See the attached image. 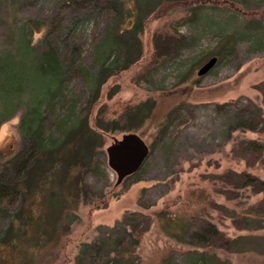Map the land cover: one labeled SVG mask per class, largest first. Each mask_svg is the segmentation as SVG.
I'll use <instances>...</instances> for the list:
<instances>
[{
  "label": "rangeland",
  "instance_id": "1",
  "mask_svg": "<svg viewBox=\"0 0 264 264\" xmlns=\"http://www.w3.org/2000/svg\"><path fill=\"white\" fill-rule=\"evenodd\" d=\"M71 1L0 0V64L13 65L9 73L25 85L7 100L0 93V167L26 150L19 130L26 112L38 106L45 116L52 112L46 128L54 139L62 138L85 115L100 65L114 66L117 47L105 45L116 46L115 13L88 19ZM157 8L140 34L143 58L109 78L90 115L92 125L97 120L123 125L129 109L152 103L151 117L135 132L154 145L147 162L116 187L105 148L132 132L103 133L99 168L83 181L99 200L66 193L53 229L39 207L32 208L42 228L27 230L28 242L14 252L0 246L3 264H105L120 254L129 264H201L199 253L205 252L229 264H264V228L234 223L251 218L250 210L264 199V185H245L240 177L264 181V0H187ZM38 22L39 31L32 27ZM225 38L232 44L222 51ZM46 40L56 44L62 63L74 46L80 49L83 73L63 65L62 99L47 98L58 84L44 89L32 72ZM211 52L222 55L210 74L198 77ZM255 121L258 131L242 128ZM7 222L0 219V239ZM208 224L228 239L247 238L244 250L227 253L187 242ZM136 226L145 230L134 236L139 246L127 252ZM45 231L53 237L46 238Z\"/></svg>",
  "mask_w": 264,
  "mask_h": 264
},
{
  "label": "trees",
  "instance_id": "2",
  "mask_svg": "<svg viewBox=\"0 0 264 264\" xmlns=\"http://www.w3.org/2000/svg\"><path fill=\"white\" fill-rule=\"evenodd\" d=\"M152 0H72L71 7L76 10H85L88 13L87 18L92 19L95 13L102 14L106 17L110 11L115 13V29L113 36L115 38V45L107 43L105 46L117 47V57L114 66H108L106 61L102 63L98 69L95 87L92 90V97L89 101V106L82 119L75 125H71L68 130L63 132L60 139H54L52 134L46 128L48 123L53 120L52 112L43 115L42 107L38 106L37 109L26 112L21 119L19 130L22 132L23 140L26 144V150L17 159L1 165L0 167V219L5 218L8 220V227L4 231L0 239V246H8L14 252L18 250L21 243L28 242L27 230L38 229L41 227L34 214L32 208L39 207L42 211L44 219H47L48 224H53L52 229L57 227L54 221L58 218L63 211L65 205V194L75 197L77 200L90 199L98 201L99 196L89 193L86 186H84V178L95 172L99 168V158L104 153L103 150V133L118 131V132H136L143 127L145 122L151 117L153 104L144 102L145 104L138 105L129 109L125 113L126 121L123 125L115 121L105 123L97 120L92 125L90 117L95 104L101 95L100 91L108 83L110 77L117 76L125 70L132 67L142 57V46H140V34L146 26L147 20L156 13L160 7L175 1L187 0H158L157 2H150ZM133 2L134 10L127 5ZM157 8V9H156ZM31 23V22H30ZM43 26L39 22L36 23V30ZM184 39L179 38L177 43L183 45ZM46 49L41 54L39 64L32 68L34 77L38 83L42 81V87L45 89L44 84H54L58 86L47 93V98L62 99L64 97L63 87L60 85L62 77L61 70L63 65L67 63V67H75L77 74H82L84 68L82 67V60H80V49L77 46L70 51L68 62L62 63L58 59V50L56 44L46 40ZM232 42L225 38L222 51L228 50ZM221 52L210 53L208 57L216 56L221 57ZM13 65L1 66L0 64V93L6 100L9 95L18 92H24L25 85L23 86L21 80H15L9 73ZM211 73V72H210ZM209 73V74H210ZM13 81H17L14 87ZM56 84H54L55 86ZM41 86V85H40ZM42 88V90H43ZM51 88V87H50ZM33 92L31 89L28 91ZM46 98V99H47ZM45 99V100H46ZM52 100V101H53ZM9 116H3L2 120H7ZM93 120V119H92ZM264 122V119H260ZM60 128H64L60 125ZM242 128L250 131H258V123H244ZM64 130V129H63ZM255 150H261V146L255 143ZM154 145L149 149L152 150ZM254 150V148H252ZM138 173V172H137ZM136 173V174H137ZM127 178H131L133 176ZM240 177L244 179L245 185H264V181L256 178H251L246 174H241ZM126 178V179H127ZM39 196L40 200L37 201L36 197ZM118 196V195H116ZM86 202V201H85ZM16 205V206H15ZM58 207V209H57ZM59 210V212H58ZM45 212V214H44ZM58 212V213H57ZM251 218L246 217L240 221L234 219L235 225L245 229H263L264 228V199L259 205L258 209L250 210ZM254 215V216H253ZM71 216L69 215L71 220ZM72 221V220H71ZM40 226V227H39ZM180 230L185 231V225H180ZM40 228V229H41ZM130 238L128 242L127 252L131 248L139 246L140 240L134 236L144 232L145 229H140L139 226L131 228ZM46 238L53 237L45 231ZM183 236V235H182ZM192 240L187 242L193 244L194 241L200 242L204 247H218L225 252H242V241L247 238L228 239L219 232L215 226L207 225L206 228L200 229L191 235ZM35 242H38L37 239ZM199 260L201 264H229L228 261L219 260L215 254L210 252L199 253ZM129 257L125 258L120 254L113 260H108L105 264H129ZM0 264H3L0 261Z\"/></svg>",
  "mask_w": 264,
  "mask_h": 264
},
{
  "label": "water",
  "instance_id": "3",
  "mask_svg": "<svg viewBox=\"0 0 264 264\" xmlns=\"http://www.w3.org/2000/svg\"><path fill=\"white\" fill-rule=\"evenodd\" d=\"M218 58L211 57L201 65L197 76H206L216 66ZM109 168L117 174L116 187L127 177L135 175L147 162L150 155L148 144L137 133H125L121 139H115L105 148Z\"/></svg>",
  "mask_w": 264,
  "mask_h": 264
}]
</instances>
